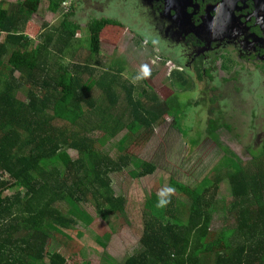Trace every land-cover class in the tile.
I'll return each instance as SVG.
<instances>
[{"label":"trees","instance_id":"1","mask_svg":"<svg viewBox=\"0 0 264 264\" xmlns=\"http://www.w3.org/2000/svg\"><path fill=\"white\" fill-rule=\"evenodd\" d=\"M41 3L0 4V264H75L74 256L84 257L83 246L65 230L76 227V218L89 225L94 222L82 203H90L103 219L107 213L125 210L127 200L113 193L111 177L132 168L134 148L147 143L167 117L159 98L148 105L141 94L135 99L131 83L124 87L126 105L114 113L110 107L118 100L114 74L93 78L94 65L60 63L73 51V41L82 30L69 14L63 15L59 3H52L49 12L62 11L63 20L42 32L29 23ZM110 25L106 21L87 25L90 54L100 53L103 39L116 44L120 31ZM36 38L42 41L30 50ZM95 84L101 90L98 97L93 95ZM21 89L26 90L25 100L16 97ZM89 119L95 120L91 129H101L110 137L118 128L128 129L116 144L121 153L115 159L96 146L85 128ZM68 150L78 157L72 159ZM228 161L232 172L217 176L203 190L170 181L182 202L152 194L145 204L148 219L141 250L125 264H264V172L253 174ZM139 166L129 172L133 180L155 172L150 163ZM224 178L233 199L222 208L234 216L235 225L211 231L208 208L217 207L215 192ZM5 191L13 194L4 195ZM59 203L68 211H62ZM81 263L92 264L88 259Z\"/></svg>","mask_w":264,"mask_h":264},{"label":"flooded vegetation","instance_id":"2","mask_svg":"<svg viewBox=\"0 0 264 264\" xmlns=\"http://www.w3.org/2000/svg\"><path fill=\"white\" fill-rule=\"evenodd\" d=\"M46 2L48 9L59 3L63 15L69 14L82 31L89 23L109 22L111 29L120 31L116 48L127 36L128 54L115 61L132 67V57L140 79L158 92L163 113L174 104V91L171 99L166 93L175 78L183 87L180 92L193 94L197 106L217 117L214 126L208 125L212 136L223 128L225 136H240L233 139L238 149L246 146L248 152L264 153V0ZM138 56L146 59L139 62ZM174 129L179 131L178 126ZM212 136H205V141Z\"/></svg>","mask_w":264,"mask_h":264},{"label":"rangeland","instance_id":"3","mask_svg":"<svg viewBox=\"0 0 264 264\" xmlns=\"http://www.w3.org/2000/svg\"><path fill=\"white\" fill-rule=\"evenodd\" d=\"M23 1L0 0V4L18 6ZM61 13L62 11L51 14L48 9V3L46 0H42L38 12L29 17V23L41 28L42 32L48 33L51 28L58 27L62 17ZM85 39L84 31L77 34L73 41V51H69V54L67 53L66 57L60 60V63L68 67L73 63L84 64V62L85 64L94 65L96 69L92 74L93 78L106 70L109 71L112 66L115 71L122 69L118 71L120 75L117 76L114 87L117 89V85L125 80L127 82L124 83L133 82L135 85L134 96L138 98V94L142 92L139 84L143 82L140 81V75L137 72L139 70L138 66L131 61L132 57L129 60L133 63L130 68H128L130 65L127 66L125 62L115 61V58L124 59L125 55L128 54L130 46V44L128 45V37H122L118 42L117 48L114 43H109V41L103 39L98 55H92L88 52ZM41 41L42 38L32 39L29 49H35ZM11 49H9V52ZM113 51L115 56L112 59L110 57L113 56ZM139 53L147 57V52L139 51ZM5 59L6 56L4 57ZM138 59L141 62L146 58L140 61L141 57L138 56ZM173 82V88L166 93L167 99L172 98L171 90L175 93L174 104H170L171 108L166 111L167 123L163 124V126L155 127L149 141L139 144L133 150L136 161L132 164V168H138L143 163H150L155 167L154 174L140 180H133L129 176V172L132 170L130 168L119 172L117 175H112L111 186L113 193L116 196H124L127 204L122 212L107 213V219L99 216L90 203L81 204L83 210L94 218V222L89 225L83 220L76 218V227L71 230H65L67 235H70L83 246L82 252L85 256H74L75 264H82V259H88L92 264H125L130 256L137 254L141 250L140 238L144 223L148 219L145 204H147V200L151 195L155 194L162 198L173 196L177 197L180 202L183 201L179 191L170 185V181L190 189L203 190L207 186H212V181L214 182L217 176L221 175L224 177L232 172V163L228 159H231V161L235 160L243 169L253 172V174H256L259 170L264 172V153L260 151L248 152L245 149L246 146L243 149H238L234 145L233 139L240 140V136L238 137L236 134L231 137L225 136L227 133L222 127L223 130H219L217 134L215 133L212 136L211 131L207 130L211 129V126L208 127V125L214 126L218 122L216 120L217 117L214 118L207 114L205 112L207 108L197 106L193 101V94L180 92L183 87L175 81V78H173ZM143 87L146 88V85H143ZM99 91L95 88L93 95L98 97L101 94ZM25 92L26 90L24 89L17 91L16 97L20 100H25ZM117 94L125 102V91L122 89L118 90ZM226 96H228V93ZM221 100L219 101V106L223 104ZM159 101L161 100L159 99ZM157 104L159 103L157 102ZM216 108L215 110L214 107V111L218 112L219 107L217 106ZM199 113L200 116L197 118ZM209 118L214 119L209 121ZM95 120L89 119V121H86L84 123L85 128L95 140L98 149L115 159L121 153L118 151L116 144L127 133L128 129L126 127L118 128L116 136L110 137L101 129H91ZM173 125L178 126V132ZM205 136H212V140L205 141ZM134 138L129 139V142H132ZM247 140L249 139H245V144H247ZM68 153L72 159L78 157L76 151L68 150ZM6 194L11 195L13 192L5 191L4 195ZM232 199L229 182L224 178L221 184L218 185L217 192H215V200L219 202L217 207L215 206L214 211L208 208L212 212L209 230L223 231L234 227V216L229 215L228 211H224L222 208L224 202L230 203ZM57 205L62 211H68V207L63 203ZM183 216L186 217V213ZM185 221L186 219L182 218L181 222L183 224H185ZM67 246L70 247L72 244H67ZM56 249L65 251L62 246H58Z\"/></svg>","mask_w":264,"mask_h":264},{"label":"crops","instance_id":"4","mask_svg":"<svg viewBox=\"0 0 264 264\" xmlns=\"http://www.w3.org/2000/svg\"><path fill=\"white\" fill-rule=\"evenodd\" d=\"M110 58H112L113 59V57L111 56ZM110 66H112V65H110ZM128 66V65H127ZM128 68H130V67H128ZM122 69H120V70H118V71H121ZM118 71H115V69H114V67L112 66L111 67V69L109 70V71H105L104 73H106V72H109V73H113L114 74V82L117 80L116 78H117V76H119L120 75V72H118ZM111 77V76H110ZM126 79V78H125ZM111 80H112V78H111ZM132 81H133V79H131ZM140 81L142 82V80L140 79ZM124 82H127V80H125V81H122L121 83H119L118 85H117V89L114 87V91H118V90H124V87H125V85H127L128 83H124ZM130 83V82H129ZM131 85H132V87H131V89H132V91H133V94H134V90H135V85H134V83L133 82H131ZM140 85V87L142 88V92L141 93H139L138 95L140 96V94L141 95H143L144 96V104L145 105H148V104H151V103H154V102H156V101H154L153 102V99L154 98H160L159 97V95H158V92H156V91H154V90H152L150 87H149V85H146V88L145 87H143V85H145V83H143L142 82V84L140 83L139 84ZM95 88H97L98 89V91H99V88H98V85L97 84H95V87H93V89L95 90ZM94 90H93V92H94ZM148 90V91H147ZM150 90V91H149ZM101 91V90H100ZM99 91V92H100ZM125 91V90H124ZM146 92V94H143V92ZM138 96V97H139ZM135 97V96H134ZM135 99H137V98H135ZM122 105H126V101L124 102V101H122V99H120L119 97H118V100H117V102H116V104H114L113 106L112 105H110V107L111 108H113V111L114 112H116V111H121L120 110V106H122ZM109 111L111 112V110L109 109ZM112 113V112H111ZM116 119V117L115 116H113V120H115Z\"/></svg>","mask_w":264,"mask_h":264},{"label":"clouds","instance_id":"5","mask_svg":"<svg viewBox=\"0 0 264 264\" xmlns=\"http://www.w3.org/2000/svg\"><path fill=\"white\" fill-rule=\"evenodd\" d=\"M170 191H171V189H170Z\"/></svg>","mask_w":264,"mask_h":264}]
</instances>
